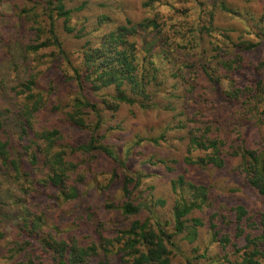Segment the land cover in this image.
I'll return each mask as SVG.
<instances>
[{"label": "rangeland", "instance_id": "374dc122", "mask_svg": "<svg viewBox=\"0 0 264 264\" xmlns=\"http://www.w3.org/2000/svg\"><path fill=\"white\" fill-rule=\"evenodd\" d=\"M65 4L67 9L83 8L71 15L67 24L71 33L64 31L61 19L55 20L62 53L54 46L31 53L27 47L35 43L36 29L41 30V41L49 37L42 0H0V139L8 141L11 158L20 161L21 173L27 175L16 181L12 174L0 173V264H54L43 254L36 258L37 239L25 252L12 256L13 248L27 239L20 228L28 212L44 218L43 236L94 247L88 264H129L116 241L119 232L133 220H150L173 233L172 208L179 195L172 183L179 176L204 186L207 193L201 209L188 216L202 221L197 240L188 243L184 235H175V248H169L171 263L239 260L245 234H258L264 214V197L247 185L240 160L230 155L243 148L264 152V109L254 96L256 87L264 86V0H66ZM23 9L28 14L21 13ZM126 21L148 25L138 26V34L130 40L137 48L139 75H148L149 100L142 101L126 84L123 95L134 98V104L118 101L114 87L86 93L97 110H83L85 128L77 127L70 120L79 96L73 70L81 67L85 43L94 45L100 35ZM246 43L253 46L246 48ZM206 71H212L218 84H209ZM30 78L34 99L43 102L33 120L34 130L58 132L53 151H64L65 160L76 166L66 182L77 191L74 200L64 201L61 190L46 182L38 184L48 174L42 155L34 168L26 162L24 148L33 137L32 133L21 137L18 106L23 98L11 89ZM98 118L101 126L96 127ZM207 126L208 137L223 143L221 167L185 162L188 155L196 160L209 153L201 149L188 153L189 132L203 133ZM93 135L125 165L105 154L78 149ZM36 149L33 145L29 151ZM136 173L142 178L130 200L145 203L153 214L142 210L126 217L120 208L126 200L122 183L125 176ZM23 197L25 203L19 204ZM158 199L165 205H156ZM238 206L247 212L242 227L236 221ZM224 237L229 240L226 248L219 241ZM233 245L241 252H235Z\"/></svg>", "mask_w": 264, "mask_h": 264}, {"label": "trees", "instance_id": "16d2710c", "mask_svg": "<svg viewBox=\"0 0 264 264\" xmlns=\"http://www.w3.org/2000/svg\"><path fill=\"white\" fill-rule=\"evenodd\" d=\"M65 1L42 0L49 21V37L41 41V30L36 29L35 43L27 47L28 52L36 53L47 46H54L62 53L54 25L55 20L61 19L64 31L71 33L73 29L67 26L71 15L83 8V5H81L75 9H67ZM21 13L28 14V10L23 9ZM138 26L147 28L148 25L141 24ZM138 26L126 21V24L100 35L94 45L90 41L85 43L81 52V67L73 70L75 81L79 88V96L74 101L73 109L75 111L70 114V120L77 127L85 128L83 110L86 109L94 113L97 110L96 105L87 100L86 93L92 92L95 94L102 89L114 87L118 101L134 104V98H128L123 95L124 90L122 88L126 84L135 96L143 98L142 101L146 102L149 100V96L145 94V86L148 84L145 78H148V75L147 73L139 75L137 48L135 43L130 40L138 34ZM251 46L253 45L246 43V48ZM229 73L231 72L229 71ZM206 76L210 85L218 84V79L213 76L212 71L210 73L206 71ZM33 86V78H30L25 83L11 89L16 96L23 98V103L18 106L22 120L20 124L21 137L27 136L29 138L31 133L33 137L32 141L28 142V145L24 148L26 162L34 168L38 166L39 156L42 155L48 174L46 176L47 180L39 181L38 184L46 182V184L48 183L52 187L54 186L61 190V197L64 201L74 200L78 197L77 191L73 186L66 184V182L69 180V174L74 172L76 166L65 160L64 151H53L58 132L54 130L42 132L34 130L33 120L36 113L43 106V102L39 98L34 99L35 96L31 93ZM260 86L256 87L257 92L254 96L262 100L264 109V86ZM19 87L20 90L18 91ZM96 123V127L101 126V119L98 118ZM208 126L203 133H199V129L189 132L188 153L197 149L209 151V153L196 160H193L188 155L185 157L187 164L202 167L208 165L221 167L223 165V143L208 137L207 133L210 129ZM99 140V137L93 135L86 145H80L78 149L87 153L93 152L95 155L105 154L116 163H119L120 166L125 165L120 161V156L116 152L103 144L101 145ZM8 144V141L0 139V173H10L18 181L26 173L24 175L21 173L20 161L11 158ZM33 145H36L37 149L30 152L29 150L30 148L32 150ZM230 155L240 160V168L247 185L254 189L259 196L264 197V152L259 153L243 148L233 151ZM141 178L142 175L136 173L125 176L123 180L122 193L126 199L120 206L123 216H135L142 210H147L150 214H153L148 210L149 208L145 203H135V201L130 200L132 189L140 186ZM31 186L34 187V184H31ZM172 190L179 195L178 201L175 202L172 208L173 233H167L160 222L150 223V220L143 222L133 220L127 229L119 232L120 237L116 241L121 242L123 256L127 258L129 264H172L169 248H175V243L173 242L175 235H184V239L188 243H194L197 240L199 228L203 226L202 221L196 218L188 219V216L193 211L200 210L202 205L205 204L207 190L204 186L194 185V183L186 181L182 176L177 177L172 183ZM31 192L32 190H29L26 193L27 200L31 197ZM23 200L26 201L24 197L19 198L18 203L22 204ZM155 204L164 206L165 201L158 199ZM30 205L32 208V203ZM235 212L237 224L242 227L247 212L242 206L236 207ZM22 220L20 232L24 231L27 239L20 242L17 245V249L13 248L11 251L13 252L12 256L25 252V247L30 246L36 239L39 244V251L35 253L36 258L37 256L41 257L43 254V257H48L54 264H88V259L95 254V248L92 246L87 248L79 247L74 241H56L48 235L43 236L42 229L45 221L40 215L28 212ZM212 228H214L213 225ZM258 231L257 235H253L251 232L245 234L244 251L239 260L230 264H264V214L260 217ZM240 232L243 234L244 228H241ZM219 241L223 248H226L229 244L227 237ZM233 248L236 249L235 252H241L242 250L237 249L236 245H233Z\"/></svg>", "mask_w": 264, "mask_h": 264}]
</instances>
